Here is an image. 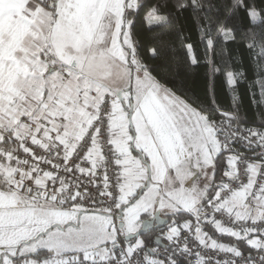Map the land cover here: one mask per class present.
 Masks as SVG:
<instances>
[{
	"label": "snow or ice",
	"instance_id": "snow-or-ice-1",
	"mask_svg": "<svg viewBox=\"0 0 264 264\" xmlns=\"http://www.w3.org/2000/svg\"><path fill=\"white\" fill-rule=\"evenodd\" d=\"M0 264H264V0H0Z\"/></svg>",
	"mask_w": 264,
	"mask_h": 264
},
{
	"label": "trees",
	"instance_id": "trees-1",
	"mask_svg": "<svg viewBox=\"0 0 264 264\" xmlns=\"http://www.w3.org/2000/svg\"><path fill=\"white\" fill-rule=\"evenodd\" d=\"M193 40H195V36L193 35ZM176 49H179V44H177L176 45ZM196 54L198 55V56H201L202 55V49H200V48H198L197 49V52H196ZM183 56V52L182 51H180V52H178L177 53V59H179L180 57H182ZM221 99H222V102L223 103H225V104H227L228 102H229V98H228V96L227 95H223L222 97H221ZM245 103H247V98H245ZM155 235V233L153 232L152 233V236H154ZM220 239H222L224 242H227V237H222V238H220Z\"/></svg>",
	"mask_w": 264,
	"mask_h": 264
},
{
	"label": "built area",
	"instance_id": "built-area-1",
	"mask_svg": "<svg viewBox=\"0 0 264 264\" xmlns=\"http://www.w3.org/2000/svg\"><path fill=\"white\" fill-rule=\"evenodd\" d=\"M156 234V233H155Z\"/></svg>",
	"mask_w": 264,
	"mask_h": 264
}]
</instances>
